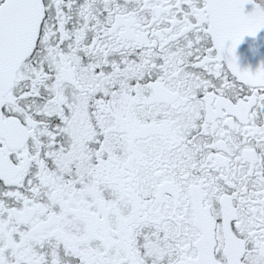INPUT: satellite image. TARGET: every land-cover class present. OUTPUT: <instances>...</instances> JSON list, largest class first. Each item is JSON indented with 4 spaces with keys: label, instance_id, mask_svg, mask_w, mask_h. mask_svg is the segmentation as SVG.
I'll return each instance as SVG.
<instances>
[{
    "label": "snow or ice",
    "instance_id": "6c2138e0",
    "mask_svg": "<svg viewBox=\"0 0 264 264\" xmlns=\"http://www.w3.org/2000/svg\"><path fill=\"white\" fill-rule=\"evenodd\" d=\"M261 30L264 0H0V264H264Z\"/></svg>",
    "mask_w": 264,
    "mask_h": 264
},
{
    "label": "water",
    "instance_id": "95a60500",
    "mask_svg": "<svg viewBox=\"0 0 264 264\" xmlns=\"http://www.w3.org/2000/svg\"><path fill=\"white\" fill-rule=\"evenodd\" d=\"M257 38H263L262 42H264V30H261L255 38L245 37L243 43L239 46L238 55L241 68H250L252 71H255L256 68L259 67L260 63L264 62V55L256 57L253 54L252 45ZM262 51H264V49H262ZM256 61L258 62L257 67L255 66Z\"/></svg>",
    "mask_w": 264,
    "mask_h": 264
},
{
    "label": "flooded vegetation",
    "instance_id": "af4514ba",
    "mask_svg": "<svg viewBox=\"0 0 264 264\" xmlns=\"http://www.w3.org/2000/svg\"><path fill=\"white\" fill-rule=\"evenodd\" d=\"M263 41V38H257L255 39L253 45H252V48H253V54L258 57L259 55H264V51H262V49H264V42ZM261 42V43H259ZM258 65V62L256 61L255 62V66L257 67Z\"/></svg>",
    "mask_w": 264,
    "mask_h": 264
}]
</instances>
